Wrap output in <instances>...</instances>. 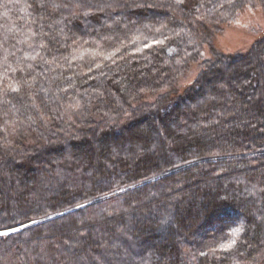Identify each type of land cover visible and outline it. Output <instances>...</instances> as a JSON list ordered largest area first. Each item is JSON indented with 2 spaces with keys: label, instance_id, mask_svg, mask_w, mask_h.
<instances>
[{
  "label": "trees",
  "instance_id": "16d2710c",
  "mask_svg": "<svg viewBox=\"0 0 264 264\" xmlns=\"http://www.w3.org/2000/svg\"><path fill=\"white\" fill-rule=\"evenodd\" d=\"M248 7L0 0V264H264V34L216 43Z\"/></svg>",
  "mask_w": 264,
  "mask_h": 264
},
{
  "label": "rangeland",
  "instance_id": "374dc122",
  "mask_svg": "<svg viewBox=\"0 0 264 264\" xmlns=\"http://www.w3.org/2000/svg\"><path fill=\"white\" fill-rule=\"evenodd\" d=\"M264 34V12L261 7H248L228 23L217 37V45L228 51H247L251 44ZM192 75L189 80L192 79ZM2 230L0 233H8Z\"/></svg>",
  "mask_w": 264,
  "mask_h": 264
},
{
  "label": "snow or ice",
  "instance_id": "6c2138e0",
  "mask_svg": "<svg viewBox=\"0 0 264 264\" xmlns=\"http://www.w3.org/2000/svg\"><path fill=\"white\" fill-rule=\"evenodd\" d=\"M240 230H241V229L236 228V229H232V232H233V233H238ZM0 235H7V233H0ZM233 244H235V240H234V239H233V240H230V241L227 242V243H223V244H221V245H219V246H220L221 248H223V249H228V248H231Z\"/></svg>",
  "mask_w": 264,
  "mask_h": 264
}]
</instances>
